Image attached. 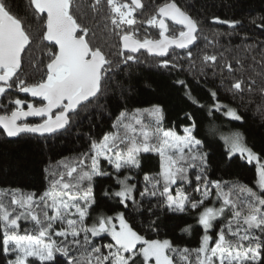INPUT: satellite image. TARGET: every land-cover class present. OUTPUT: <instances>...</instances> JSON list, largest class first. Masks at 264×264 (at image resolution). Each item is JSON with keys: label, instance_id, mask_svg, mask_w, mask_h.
Here are the masks:
<instances>
[{"label": "snow or ice", "instance_id": "snow-or-ice-1", "mask_svg": "<svg viewBox=\"0 0 264 264\" xmlns=\"http://www.w3.org/2000/svg\"><path fill=\"white\" fill-rule=\"evenodd\" d=\"M99 3L100 0H96L97 6ZM106 4L109 9L106 18L121 30L123 48L133 53L147 49L156 56H165L170 46L184 49L196 40L197 21L171 0L158 7L146 20L148 25L158 26L160 38L143 41L123 29L124 25L137 23L134 13L143 7L141 0H130V3L106 0ZM29 7L34 14H46L42 39L54 42L58 51L49 50L46 75L38 82L29 84L19 79L22 53L30 45L31 37L24 21L13 12L10 0H0V94L15 84L20 92L41 97L45 102L39 107L27 103L25 110L21 107L25 102L16 99V107L10 114L0 115V129L8 137L21 133L53 134L65 129L78 109L98 96L105 75L111 70L112 62L101 48L92 47L86 39L89 29L82 27L74 17L73 0H29ZM214 19L230 26L239 23ZM166 20L183 26L184 30L178 36L167 35ZM132 59L133 56H127V60ZM204 60L215 61L216 57L205 55ZM162 63L166 66L169 62L165 59ZM233 88L241 89L242 82L236 81ZM261 91L264 92V88ZM212 95L215 97L216 93ZM226 115L241 119L231 108ZM144 116L149 118V123H145ZM25 117H39L41 122L28 123L22 119ZM163 120V109L159 104L135 108L131 112L121 111L112 124L114 131L104 133L99 141L92 140L88 151L60 162L58 169L48 177V187L39 195L20 189L0 190V248L14 256L7 264H54L57 253L67 257V264H92L93 258L95 264H135L137 256L142 257V264L153 261L154 264H177V260L180 264H193L192 253H195V264H264L261 256L264 237L254 235V230L264 233V163L260 162L258 154L243 143L239 132L225 138L230 155L239 152L249 163L257 162L255 184L259 192L248 185L229 187L227 182L210 181L203 174L207 154L199 150L201 141L192 133L195 125L185 127L184 135H179L174 129L165 128ZM141 152H154L160 157L159 173L144 176L146 186L140 193L142 198H158L173 212H184L189 203L193 209L203 208L197 219L204 231L198 248L174 247L168 239H146L132 229L123 213L115 216L100 214L93 218L92 224L86 223L95 204L93 178L107 175L101 168V160H106L119 172L122 168H139ZM192 167L200 168L195 191L200 192L202 198L195 202L183 188H177L175 194L171 191L178 181L188 180V169ZM128 179L127 176L118 179L120 188L112 193L125 206L127 200L135 202L133 190L136 186L129 185ZM201 180L203 185L199 183ZM210 186L216 189L217 200L221 202L219 208L203 206L211 194ZM225 187H228L227 192ZM226 210L231 213L227 223L221 226L210 245L213 238L208 231ZM20 221L31 224V228L22 229ZM57 223L60 224L58 229L54 227ZM191 230V225L181 229L187 233ZM102 234L109 235L114 242L104 245L107 253L100 247H92V238ZM54 237L64 239L58 241ZM84 246L90 251L85 250L80 256L71 254Z\"/></svg>", "mask_w": 264, "mask_h": 264}, {"label": "trees", "instance_id": "trees-1", "mask_svg": "<svg viewBox=\"0 0 264 264\" xmlns=\"http://www.w3.org/2000/svg\"><path fill=\"white\" fill-rule=\"evenodd\" d=\"M171 1L197 21L196 42L185 50L171 49L167 57L158 58L141 51L138 55L122 51V32L106 18L109 14L106 0H100L98 6L96 0H73L74 17L82 27L89 29L86 39L92 47L101 48L112 62L111 70L106 73L98 96L78 109L63 132L42 136L22 134L16 139H8L0 130V190L20 189L39 195L48 187V177L58 169L60 162L88 151L92 140L99 141L104 133L114 131L112 124L121 111L131 112L153 104L162 106L165 128L181 133L185 127L195 125L192 133L201 141L199 150L207 154L203 174L208 180L227 182L229 187L233 184L255 185L254 163H249L242 155H230L219 134L241 133L246 146L264 159V92L261 91L264 88V0ZM120 2L130 3L129 0ZM141 2L143 7L134 13L137 23L124 25L123 29L132 32L140 41L158 39L159 28L148 25L146 20L170 0ZM10 4L13 12L24 21L31 37L30 45L22 53L18 78L29 84L38 82L46 75L49 50L57 51L50 42L42 39L46 16L34 14L29 0H10ZM214 18L239 23L230 26ZM168 26L167 35L178 36L182 31L172 23ZM128 55L134 59L127 60ZM205 55L215 56L216 60L205 61ZM165 59L169 62L166 66L162 63ZM236 81L242 82L241 89L233 88ZM16 99L25 102L21 105L23 108L27 103L34 106L44 103L42 98L33 100L30 93L20 92L13 84L0 98V114L10 113L16 107ZM217 102L232 107L241 119L227 117L223 111L216 110ZM139 160V168H122L119 172L106 160H101V168L107 175L93 178L95 204L86 221L93 222L100 214L123 212L132 229L146 239H168L174 247L198 248L204 231L197 219L203 208L193 209L189 203L184 212H173L158 198H142L140 193L146 186L144 176L159 173L160 157L154 152H141ZM199 172V167L189 168L188 180L178 181L171 191L175 193L177 188H183L193 202L201 200V193L195 191ZM126 174L131 176L129 182L136 187L133 190L135 202L127 200L125 206L112 193L118 191V179ZM199 183L203 185V180ZM210 190L203 206H220L215 187L210 186ZM224 191L227 192L228 187ZM230 214L226 210L225 215L214 222L208 231L213 238L210 244ZM185 225L192 226L190 233L181 231ZM54 227L59 228L60 224ZM254 235L264 237L259 230H254ZM92 239V247H100L103 253L108 252L104 245L114 243L107 234ZM85 250L90 251V248L84 246L71 254L80 256ZM261 256L264 258V248ZM12 259L11 253L6 254L0 248V264H7ZM191 259L195 264V253ZM54 264H67V257L55 254ZM92 264H95L94 258ZM135 264H142V257L137 256ZM177 264H180L179 260Z\"/></svg>", "mask_w": 264, "mask_h": 264}, {"label": "rangeland", "instance_id": "rangeland-1", "mask_svg": "<svg viewBox=\"0 0 264 264\" xmlns=\"http://www.w3.org/2000/svg\"><path fill=\"white\" fill-rule=\"evenodd\" d=\"M217 105H219V108H217ZM215 109L217 110V109H219V110H221V111H223L224 112V114H225V116H227L228 117V115H226V113H227V111H228V109L229 108H231V109H233L232 107H227L226 105H223L222 103H220V102H217L215 105ZM229 117H231V116H229ZM232 118V117H231ZM143 119H144V121H145V123H149V118L147 117V116H144L143 117ZM176 131V130H175ZM177 132V131H176ZM178 133V132H177ZM232 133H235V132H229V133H220L219 134V138H221L222 139V141L224 142V144H225V146H226V148L228 149V151H230V146L228 145V144H226V142H225V138L226 137H229ZM179 135H184V132L182 131L181 133H178ZM244 143V142H243ZM245 144V143H244ZM246 145V144H245ZM251 149V148H250ZM253 151V150H252ZM254 152V151H253ZM232 154H239V155H241L239 152H235V153H232ZM245 159H247V157L246 156H243ZM248 161V160H247ZM107 162V161H106ZM260 162L261 163H264V159L262 160V159H260ZM108 163V162H107ZM252 163V162H251ZM253 163H254V165H255V170H256V168H257V162L256 161H253ZM130 177L131 178V176L130 175H128V174H126V175H123L120 179H124V177ZM256 180V179H255ZM127 183L129 184V185H132L130 182H129V179H128V181H127ZM119 187H120V184H119ZM249 187H252V186H249ZM254 190H259L257 187H256V184L252 187ZM119 190V189H118ZM24 193H26V192H24ZM173 194H175V193H173ZM214 207H217V208H219L220 206H214ZM118 213H121V212H118ZM123 213V212H122ZM117 213H114V214H111V215H106V216H115ZM125 218V217H124ZM126 220V219H125ZM127 221V220H126ZM115 222V221H114ZM86 223L87 224H92V222H88V221H86ZM117 223V227H118V222H116ZM128 223V222H127ZM20 224H21V228L23 229V228H31V224H29V223H26V222H24V221H20ZM58 229V228H57ZM135 231V230H134ZM203 235H204V233H203ZM209 235V234H208ZM55 239H57L58 241H59V239L60 238H63V237H54ZM156 240H159V239H156ZM164 240V239H163ZM209 243H211V241L209 242ZM214 243V242H213ZM212 243V244H213ZM211 245V244H210ZM152 264H154V261L152 262Z\"/></svg>", "mask_w": 264, "mask_h": 264}, {"label": "water", "instance_id": "water-1", "mask_svg": "<svg viewBox=\"0 0 264 264\" xmlns=\"http://www.w3.org/2000/svg\"><path fill=\"white\" fill-rule=\"evenodd\" d=\"M130 1V0H129ZM171 2H173V1H171ZM142 3V2H141ZM175 3V2H174ZM177 5V4H176ZM160 7V6H159ZM182 11H184L182 8H180ZM45 16H46V14H45ZM166 23L168 24V23H172L173 25H175L176 27H178L179 29L181 28L182 30H184L183 29V26H181V25H176V24H174L172 21H170V20H166ZM157 28H158V26H157ZM197 32H198V30H197ZM197 32L195 33V35L197 34ZM160 38V37H159ZM158 38V39H159ZM151 40H153V39H151ZM154 40H156V39H154ZM49 42V41H48ZM196 41L194 40L193 42H192V44L193 43H195ZM53 46H54V42H50ZM120 44H121V49H122V51L124 52V53H129V54H132V55H138V53L141 51V52H145V53H147V54H150V55H152V56H154V57H158V58H165V57H167L168 55H169V51L171 50V49H175V50H178V51H181V50H185V49H187V48H189V47H191L192 46V44H189L186 48H184V49H180V48H177V47H175V46H170L169 47V50H168V52L166 53V55L165 56H156L155 54H152V53H149L148 51H147V49H139L137 52H135V53H133V52H131L130 50H128V49H124L123 48V42L120 40ZM55 48H56V50L58 51V47H56V46H54ZM31 95V94H30ZM1 96H2V94H0V98H1ZM32 97V96H31ZM33 98V100H36V99H40L41 97H32ZM93 99V98H92ZM91 99V100H92ZM90 100V101H91ZM45 103V102H44ZM86 103V102H85ZM37 107H39V106H37ZM25 110H27V107H25L24 108ZM8 114H10V113H8ZM0 115H2V114H0ZM24 121H31V120H40V118L39 117H25V118H22ZM68 126H66V128H67ZM65 128V129H66ZM65 129H61V130H58L56 133H58V132H63ZM2 132H3V130L2 129H0ZM3 134L5 135V137H7L8 139L10 138V139H16V138H18V137H20V135H22V134H28V135H36V136H42L41 134H38V133H21V134H19L18 136H15V137H8L4 132H3ZM54 134V133H53ZM53 134H49V133H45V134H43V135H53Z\"/></svg>", "mask_w": 264, "mask_h": 264}]
</instances>
